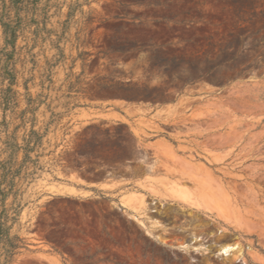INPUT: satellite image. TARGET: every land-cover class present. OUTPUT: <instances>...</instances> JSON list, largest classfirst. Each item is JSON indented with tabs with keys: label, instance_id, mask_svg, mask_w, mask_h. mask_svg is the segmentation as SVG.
Instances as JSON below:
<instances>
[{
	"label": "rangeland",
	"instance_id": "rangeland-1",
	"mask_svg": "<svg viewBox=\"0 0 264 264\" xmlns=\"http://www.w3.org/2000/svg\"><path fill=\"white\" fill-rule=\"evenodd\" d=\"M39 7L17 42L18 103L0 99V150L6 133L42 135L11 264H264V57L241 74L254 56L222 57L244 24L227 0Z\"/></svg>",
	"mask_w": 264,
	"mask_h": 264
},
{
	"label": "trees",
	"instance_id": "trees-1",
	"mask_svg": "<svg viewBox=\"0 0 264 264\" xmlns=\"http://www.w3.org/2000/svg\"><path fill=\"white\" fill-rule=\"evenodd\" d=\"M41 0H0V99L3 110L7 111L17 105L18 90L14 89L17 84L18 71L15 67L16 55L18 54L17 42L31 24H36L37 30L45 21L39 7ZM229 7L236 13L244 24H238L235 32H230L225 42L221 43L222 57L235 65L243 64L244 60L255 57L251 63L241 69L239 74L259 68L258 56L264 57V0H227ZM258 6H262L258 10ZM45 14V15H44ZM250 43H246L247 41ZM209 48L212 46L208 43ZM208 48V50H209ZM150 100H154L150 97ZM24 110L23 113H26ZM6 119L0 125H6ZM23 124L26 119L23 117ZM1 133V131H0ZM42 135L34 128L23 136L21 145L15 133H6L3 140L4 148L0 150V264H11L15 255L22 247L23 240L17 234H12V228L21 211L19 202L22 167L34 151ZM33 143V146L31 144ZM25 151V158L18 162L17 154L20 150ZM6 156L4 157V155ZM13 196V201L8 199Z\"/></svg>",
	"mask_w": 264,
	"mask_h": 264
},
{
	"label": "crops",
	"instance_id": "crops-1",
	"mask_svg": "<svg viewBox=\"0 0 264 264\" xmlns=\"http://www.w3.org/2000/svg\"><path fill=\"white\" fill-rule=\"evenodd\" d=\"M105 185H115L113 181H110L109 179L107 180H102V181H94L91 183L90 189H110L113 187H106Z\"/></svg>",
	"mask_w": 264,
	"mask_h": 264
},
{
	"label": "bare ground",
	"instance_id": "bare-ground-1",
	"mask_svg": "<svg viewBox=\"0 0 264 264\" xmlns=\"http://www.w3.org/2000/svg\"><path fill=\"white\" fill-rule=\"evenodd\" d=\"M230 246H225L222 248V250L226 251Z\"/></svg>",
	"mask_w": 264,
	"mask_h": 264
}]
</instances>
